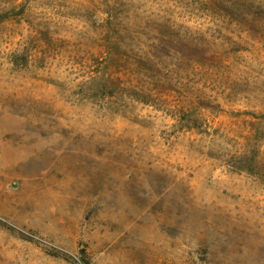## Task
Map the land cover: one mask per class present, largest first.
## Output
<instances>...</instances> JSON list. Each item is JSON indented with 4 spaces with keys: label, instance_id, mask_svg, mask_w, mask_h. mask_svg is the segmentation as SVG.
Instances as JSON below:
<instances>
[{
    "label": "rangeland",
    "instance_id": "374dc122",
    "mask_svg": "<svg viewBox=\"0 0 264 264\" xmlns=\"http://www.w3.org/2000/svg\"><path fill=\"white\" fill-rule=\"evenodd\" d=\"M0 264H264V0H0Z\"/></svg>",
    "mask_w": 264,
    "mask_h": 264
}]
</instances>
